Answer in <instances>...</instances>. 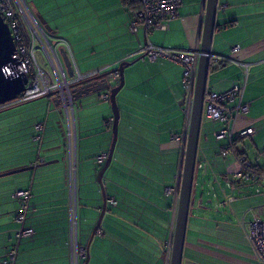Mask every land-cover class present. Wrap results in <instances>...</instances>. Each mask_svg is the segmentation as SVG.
Masks as SVG:
<instances>
[{"label": "crops", "instance_id": "obj_1", "mask_svg": "<svg viewBox=\"0 0 264 264\" xmlns=\"http://www.w3.org/2000/svg\"><path fill=\"white\" fill-rule=\"evenodd\" d=\"M25 1L34 7L32 2ZM205 3L206 0H182L178 17L166 30L154 31L151 35L142 30L133 35L129 32L130 9L122 0L59 2L61 7L74 5L75 11L86 12L80 24L91 17L99 22L88 26L84 32L80 30L75 41H71L73 54L65 47L66 39L69 42L70 39L61 34L58 26L53 27L50 36L53 45L56 47L58 41L65 44L57 48V58L65 70L61 50L68 55L74 72L82 74L108 73L123 62L134 63L126 68L125 87L118 95L119 138L112 167L104 178L108 207L101 229L91 244L89 264H161V261L164 264L165 243L173 236L176 225L185 154L183 144L173 137L187 135L192 106L185 101L181 66L165 59L143 61L134 55L147 43L199 51L206 17ZM220 5H227V8L218 13L219 27L212 52L238 64L214 66L208 91L223 93L246 83L243 101L251 106L248 114L239 117L235 128L240 131L252 127L256 134L239 141L237 150L264 171V159L260 156L264 151V0H220ZM33 12L37 17L52 16L49 6L43 11L35 8ZM226 23L231 25L222 27ZM97 26L100 29H94ZM236 47H240L237 52L234 51ZM113 77L111 84L116 86ZM212 77L215 80L211 81ZM91 96L78 95L76 116L80 182L78 229L84 247L89 243L104 203L97 181L100 168L96 160L109 152L113 140V112L106 105L93 104ZM182 101L184 105H180ZM48 103L49 108L54 107L62 114L55 103ZM19 112L8 116H16ZM30 119L29 124L0 129V133L8 134L3 140L0 136V263L11 248H17L15 264H72L75 248L69 161H66L68 128L61 120L58 126L56 122L51 123L49 116ZM205 121L212 123L204 118ZM38 124L44 126L43 139L39 142L34 140ZM219 127V124L213 128L205 126L204 129V124L202 127L184 264H210L204 257L211 258L212 264H259L246 231L255 209L246 214L251 216L249 222L244 216L240 223L250 243L248 251L217 239L216 233L222 223L204 214L207 209L204 199L210 198L213 182H218L220 177L234 191L245 193L241 200L228 196L234 200L223 207L226 209L234 202L247 200L246 187H258L259 195L264 189V185L239 182L231 185V174L237 171L238 165L221 155L228 141L215 138L214 132ZM44 151L51 152L53 157L49 159ZM56 159L63 164L53 168L50 165L37 167L39 163ZM34 166V170L1 177ZM21 190L31 192L25 224L16 220L20 204L15 195ZM112 200L117 202L116 206L112 205ZM232 216L240 221L234 209ZM24 227L33 229L34 235L18 241L16 235Z\"/></svg>", "mask_w": 264, "mask_h": 264}, {"label": "built area", "instance_id": "obj_2", "mask_svg": "<svg viewBox=\"0 0 264 264\" xmlns=\"http://www.w3.org/2000/svg\"><path fill=\"white\" fill-rule=\"evenodd\" d=\"M140 7L130 9L129 32L137 35L141 29L147 35H151L154 31L166 30L169 24L178 17L179 10L182 6V0H139ZM227 8V5H220L219 11ZM0 16L8 25L12 37L15 42L16 50L13 55V62L10 63L4 74L8 78L24 76L27 78L25 91L18 99L8 104L0 106V111L10 107L30 103L32 101L42 99L50 93L55 92V99H59V108L62 114H66V122L68 128L67 143L69 150V185L72 200L73 212V245L75 248L74 259L72 264H82V259L86 257V250L80 247L79 229H78V183H77V148L78 135L76 125V106L73 100L75 85L105 74L104 72H94L82 74L75 72L74 77L70 78L62 67L57 58L58 46L65 45L58 41L56 47L52 40L44 32L38 17L32 14L25 0H0ZM38 45V47H37ZM41 48L48 64L45 68L41 67L37 60V49ZM71 54L68 44L65 45ZM240 47L234 48L239 51ZM134 56L140 60H148L156 62L159 59L168 60L183 68L182 83L185 89V101L188 105L193 106L194 89L197 80L198 66L200 59L199 51H186L174 48H164L147 43ZM216 66L222 67L227 63L238 64L227 56L216 57ZM245 69L247 66L244 65ZM115 81H119V75L113 77ZM246 83L243 85H235L232 89L217 93L207 91L205 98L204 118L210 122L220 125L214 132L217 140H227L228 144L221 149V155L225 159H233L238 165L236 172L231 174L230 183L237 181L245 184L264 185V173L256 168L248 157L240 155L233 146L234 141H242L249 137H253L256 131L252 127L236 131V123L240 116L248 114L250 104L243 101ZM52 99V98H51ZM101 101H109L110 93L102 92L100 94ZM44 126L36 125L35 141L39 142L43 139ZM173 139L185 146L187 135H175ZM74 152V158H73ZM264 159V151L260 155ZM108 154L100 155L96 162L98 165H104ZM259 194L260 191L258 190ZM15 198L19 201L20 208L18 210L16 220L25 224L30 211L31 192L28 190L17 191ZM234 200L233 197L227 198L221 207H225ZM113 205L117 203L111 201ZM247 237L256 254L259 264H264V207L253 211L252 220L246 225ZM34 235L31 228H22L16 235V239L30 238ZM173 249V236L165 243L164 264H170ZM17 248H11L6 258L0 264H15L17 258Z\"/></svg>", "mask_w": 264, "mask_h": 264}, {"label": "water", "instance_id": "obj_3", "mask_svg": "<svg viewBox=\"0 0 264 264\" xmlns=\"http://www.w3.org/2000/svg\"><path fill=\"white\" fill-rule=\"evenodd\" d=\"M220 0H206V17L203 26L202 40L200 47V59L198 66V74L196 85L194 89V100L191 112L190 127L187 133V141L185 146V154L183 161V171L181 177V183L179 188V204L177 210L176 225L173 234V249L171 254L170 264H184V254L186 248V238L188 231V223L193 205V196H194V185L197 176L198 169V153L200 148V138L202 133V127L204 123V108H205V98L208 91V82L209 76L214 66H216V57L212 52L213 41L215 32L218 27V13H219ZM41 25L48 32H52L50 26L44 20L43 17H38ZM16 46L12 33L8 25L4 22L0 16V106L8 104L12 101H15L19 96L25 91L27 85V78L24 76H19L15 78H8L5 76L4 71L6 67L12 63L13 55L15 53ZM61 54L64 60V64L67 70V73L70 78L74 77V69L72 63L65 53L64 50H61ZM140 60V59H139ZM134 63L123 62L115 71H111L100 75L98 77L80 82L75 85V90H79L81 96H91L99 94L102 92L110 93V103L113 112V140L108 152V157L104 166L98 173L97 181L101 187L103 195V207L101 214L99 216L98 222L93 228L89 243L87 244L86 257L83 264H89L91 260L90 248L91 244L95 238V235L101 229L103 219L107 212L108 207V197L105 190L104 178L107 171L110 169L116 146L119 138V124L121 118V112L118 105V95L125 87V70L126 68L132 66ZM119 75L118 85L112 86L111 79L113 75ZM100 78H104L103 81L99 82ZM74 90V91H75ZM56 93H50L48 96L43 99L52 98L55 105L59 107V99H55ZM74 102H78V95L73 93ZM185 101H182L180 105H184ZM58 161L47 162L45 164H40L37 167H43L51 165ZM36 167H29L27 169L13 171L1 177L14 175L22 173L25 171L34 170ZM240 183V182H239ZM211 203V201H210ZM164 259V257H163Z\"/></svg>", "mask_w": 264, "mask_h": 264}, {"label": "rangeland", "instance_id": "obj_4", "mask_svg": "<svg viewBox=\"0 0 264 264\" xmlns=\"http://www.w3.org/2000/svg\"><path fill=\"white\" fill-rule=\"evenodd\" d=\"M28 2H32L34 7L32 6V8L28 5V7L30 8L32 14H34V10L35 8H39L41 11H43V8L45 6H49L50 11L52 16H48L47 18L43 17L44 20L47 22V24L50 26L51 30H53V27L58 26L60 29V32L63 36L68 37L70 39V42L68 39L67 43L70 47V51L71 54H73V50H72V42L75 41V37L78 36V33L80 32V30L83 29V32L86 31V29H88V26H93L94 24H99V22L95 21L93 17H91L86 23L84 24H80L82 23L81 21H83L84 19L82 18V15H84L86 12L84 11H75L76 8L74 5H69V6H60L59 2L60 0H27ZM43 3V4H42ZM75 11V12H74ZM35 15V14H34ZM52 18L53 21L52 23H49L46 19H50ZM80 20V21H78ZM94 29H100L99 26L95 27ZM93 29V30H94ZM143 29H141L142 31ZM44 32L46 33V31L44 30ZM47 35V34H46ZM50 38V36H49ZM72 41V42H71ZM71 43V44H70ZM38 47V45H37ZM81 50V49H80ZM37 60L38 63L41 67L45 68L48 64V60L45 57L44 52L41 50V48L39 47V49H37ZM212 80H215V77H212ZM90 100H92L93 104H99V105H106L111 111H112V107H111V103L110 101H101L100 100V93L99 94H95L92 95L90 97ZM76 106V114L78 116V105L77 102L75 104ZM19 112V114H17L16 116H8L10 114V112ZM8 113H5L4 115H0V129H9L10 127H18L19 125H23L25 123H30V121H32L30 119V117H33V120L36 119H45L46 117L49 116L50 122H59L61 120V122H64L65 127H67V120H66V114H60L59 112L55 111L54 107L49 108V103L47 99H43V100H39L33 103H29L25 106H22L18 109L12 110ZM12 115V114H10ZM63 124V123H62ZM204 129L205 126L206 127H214L215 125H217L216 123H209L207 121H205L204 123ZM59 124L57 123V126ZM203 129V130H204ZM0 136H2V140L7 138L8 134L6 133H0ZM51 152H47L44 151L43 154L49 159H51L53 156H51L50 154ZM62 154V153H61ZM61 154L59 155V158L61 159L62 156ZM66 161L68 162L69 160V153H66ZM73 158H74V152H73ZM58 159H56L55 161H57ZM52 162V161H50ZM59 162H55V164L50 165V168L53 167H59L63 164V162L61 160H59ZM70 163V162H69ZM263 163V162H262ZM68 167L69 164H68ZM69 172V171H68ZM200 176H203V174L199 173ZM213 189H212V193L210 196V201L211 203H209V199L208 197H206L205 200V206H206V211L204 214L208 213L210 214V216H208L209 218H214L217 221H220L222 224H220V230L219 232L217 231V239H222L224 240L223 243H228L230 244L229 246L232 247H238L239 249H244L246 251L249 250V244L247 242V240L245 239V234H244V229H243V225H241L240 223L242 222V219L244 216H246V214L252 209H257L259 207H262L264 205V189L262 188V195H259L257 193V188L256 186L253 187H246L245 189L247 190L246 193V197L247 200H243V202H234L231 204V208L234 209L236 211V214L239 215L240 217V221L238 222L235 216H232V209L230 207L223 208L220 207V204L226 200V198L228 196H234L236 199L239 198V200H241L242 198V193L240 194L238 190H233L232 188L228 187L227 181H225L223 179V177H220L218 182H213L212 185ZM79 194V193H78ZM238 207V210H237ZM194 210L196 211L197 208H194ZM200 210V208H199ZM202 211V209L200 210ZM203 212V211H202ZM250 214H248L246 217V221L249 222L251 216H249ZM228 234H230L228 236ZM215 237V238H216ZM227 241V242H226ZM229 241V242H228ZM232 242V243H230ZM237 245V246H236ZM210 264H212L211 258H207L204 257ZM201 259V258H199ZM163 262L161 261V264ZM215 263V262H213Z\"/></svg>", "mask_w": 264, "mask_h": 264}, {"label": "trees", "instance_id": "obj_5", "mask_svg": "<svg viewBox=\"0 0 264 264\" xmlns=\"http://www.w3.org/2000/svg\"><path fill=\"white\" fill-rule=\"evenodd\" d=\"M123 1V3L126 5V6H128V8L129 9H137V8H139L140 7V2H139V0H122ZM41 23V22H40ZM226 25L227 26H229V25H231V23H226L224 26H222V27H226ZM218 27H219V25H218ZM217 27V28H218ZM44 28V27H43ZM45 30V29H44ZM46 31V30H45ZM52 33L53 32H48V31H46V34H47V36H51L52 35ZM103 79L104 78H100L99 79V82H101V81H103ZM112 85V84H111ZM116 85H118V82H117V84ZM113 86V85H112ZM74 94H76V95H79V90L78 89H76L75 91H74ZM101 94V93H100ZM39 100H43V98L42 99H38V100H35V101H32V102H30V103H33V102H36V101H39ZM47 100L49 101V102H51V103H54V101H53V99H51V98H47ZM27 104H29V103H26V104H21V105H16V106H13V107H10V108H8V109H5V110H2V111H0V115H4L5 113H8V112H10V111H12V110H15V109H18V108H20V107H22V106H25V105H27ZM75 104H76V102H75ZM55 105V104H54ZM59 108V107H58ZM14 112V111H13ZM11 113V112H10ZM238 142L239 141H234V143H233V146H234V148L236 149V151L239 153V151L237 150V145H238ZM226 146V145H225ZM225 146H223V147H225ZM108 154V153H107ZM240 154V153H239ZM240 155H244L245 156V154H240ZM247 157V156H246ZM198 163H199V161H198ZM39 164H43V163H39ZM96 164H97V162H96ZM104 165H99V168H100V170H101V168L103 167ZM256 166V168L258 169V170H260V172H264L258 165H255ZM111 167H112V165H111ZM110 167V168H111ZM237 182V181H236ZM235 181H233V182H231L232 184L231 185H234L235 183H236ZM77 183H78V193H80V182H79V167H78V170H77ZM245 184V183H244ZM78 198H79V194H78ZM113 201H115V200H113ZM116 202V201H115ZM117 203V202H116ZM113 205V204H112ZM117 205V204H116ZM116 205H113V206H116ZM188 246V242H186V247ZM80 247L81 248H86V247H84L81 243H80ZM84 261H85V259H84ZM82 262H83V260H82Z\"/></svg>", "mask_w": 264, "mask_h": 264}, {"label": "bare ground", "instance_id": "obj_6", "mask_svg": "<svg viewBox=\"0 0 264 264\" xmlns=\"http://www.w3.org/2000/svg\"><path fill=\"white\" fill-rule=\"evenodd\" d=\"M119 82V81H118Z\"/></svg>", "mask_w": 264, "mask_h": 264}]
</instances>
